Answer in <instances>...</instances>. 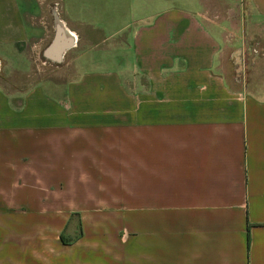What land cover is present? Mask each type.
<instances>
[{
	"label": "crops",
	"instance_id": "crops-1",
	"mask_svg": "<svg viewBox=\"0 0 264 264\" xmlns=\"http://www.w3.org/2000/svg\"><path fill=\"white\" fill-rule=\"evenodd\" d=\"M22 48L73 76L0 81V264H264V0H0Z\"/></svg>",
	"mask_w": 264,
	"mask_h": 264
},
{
	"label": "rangeland",
	"instance_id": "rangeland-1",
	"mask_svg": "<svg viewBox=\"0 0 264 264\" xmlns=\"http://www.w3.org/2000/svg\"><path fill=\"white\" fill-rule=\"evenodd\" d=\"M38 50L22 48L20 53L10 59L5 66L0 61V81L8 94L19 93L35 83L46 84L52 89L49 92L59 95L61 88L73 75L63 68L45 62L38 57Z\"/></svg>",
	"mask_w": 264,
	"mask_h": 264
},
{
	"label": "built area",
	"instance_id": "built-area-1",
	"mask_svg": "<svg viewBox=\"0 0 264 264\" xmlns=\"http://www.w3.org/2000/svg\"><path fill=\"white\" fill-rule=\"evenodd\" d=\"M262 54L263 49L253 45H244L241 51L230 54L235 76L238 81L244 83L246 76L252 70L253 64Z\"/></svg>",
	"mask_w": 264,
	"mask_h": 264
}]
</instances>
